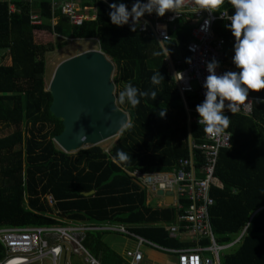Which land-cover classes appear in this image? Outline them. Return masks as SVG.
<instances>
[{"label":"trees","instance_id":"trees-1","mask_svg":"<svg viewBox=\"0 0 264 264\" xmlns=\"http://www.w3.org/2000/svg\"><path fill=\"white\" fill-rule=\"evenodd\" d=\"M75 1L94 6L95 19L73 25L57 10L53 13L57 21L50 24V0H0V124L14 127L0 135V226L50 225L61 217L111 221L160 245L181 246L161 225L175 219V209L148 205L145 190L127 171H169L177 159L187 156L189 137L203 141V128L193 119L200 99L195 92L181 94L176 89L165 60L169 48L173 69L183 67L186 44L192 39L190 26L180 23L171 39L160 44L129 24L114 26L109 6L115 0ZM122 2L129 8L133 3ZM224 6L232 12L227 0ZM34 12L41 23L31 22ZM224 23L217 21L214 30L225 39L226 65H234V37ZM66 39H96L98 49L116 64L114 84L157 91L154 100L140 97L136 107L127 105L129 121L108 152L98 144L66 153L53 141L63 126L49 110L52 98L44 77L45 54L64 46ZM158 70L164 80L154 86L150 77ZM248 94L264 98V89H250ZM259 100L250 115L223 109L229 123L222 129L230 133L231 146L219 153L215 175L222 187L211 188V225L219 244L245 232L237 244L222 252L221 264H264V103ZM165 108L162 118L158 112ZM121 151L128 157L124 161L118 157ZM91 190L93 194L84 195ZM46 195L54 199L53 205ZM103 235L89 232L84 245L102 264H119L122 256Z\"/></svg>","mask_w":264,"mask_h":264},{"label":"built area","instance_id":"built-area-1","mask_svg":"<svg viewBox=\"0 0 264 264\" xmlns=\"http://www.w3.org/2000/svg\"><path fill=\"white\" fill-rule=\"evenodd\" d=\"M50 2L52 14L58 9L60 15L73 25H81L83 21L93 20L96 17L94 6H85L75 0H50ZM125 4L129 8V4ZM9 8L11 12L15 10L12 4ZM219 11L225 15L231 14L224 4L220 6ZM54 17L52 15L50 20L53 21ZM218 17L219 13L209 14L207 11L193 15L186 10L180 16L171 10L166 11L164 16H157L155 12L145 13L141 23L147 21V26H138L136 29L142 35H153L162 44L171 39L180 23L190 26L192 39L186 44L190 62H182L183 67L174 70L169 57L165 60L172 68L176 89L181 94L195 92L200 103L204 99L203 81L208 75L206 63L215 57L219 61V67L216 69L218 75L223 73V68L226 66L225 39L214 30L217 21H224ZM30 18L34 24L41 23L38 14L32 13ZM205 18L211 21L206 31L201 29ZM129 22L131 23V17ZM190 46L194 50L190 49ZM259 99L248 94L245 101L237 102L236 113L252 114L254 101ZM193 119L198 124L196 110ZM200 126L203 128V141L197 142L189 137L187 156L177 159L171 170L127 171L145 190L148 205L152 202V198L159 197L161 201H157L155 207L172 206L175 209V219L161 225L168 232L169 237L177 239L181 246L160 245L135 234L129 227L119 222L93 223L61 217L57 218V223L50 225L0 226V243L3 247L0 264H102L84 245L86 236L91 231H112L134 241L133 247L124 250L123 261L119 264H148V256L142 246L148 248L146 250L172 255L174 264H221L222 252L237 244L245 232L242 231L231 242L219 244L216 242L211 225L210 207L214 202L211 188L222 187V183L215 175V169L220 150L231 146V135L223 129L220 133L209 134L205 132L203 125ZM198 151L201 154L200 158H197ZM159 191L162 193L159 194ZM167 196L172 197V203L166 202ZM45 197L49 205L54 204L51 195ZM56 212L58 214V211ZM162 264L172 263L168 260Z\"/></svg>","mask_w":264,"mask_h":264},{"label":"clouds","instance_id":"clouds-1","mask_svg":"<svg viewBox=\"0 0 264 264\" xmlns=\"http://www.w3.org/2000/svg\"><path fill=\"white\" fill-rule=\"evenodd\" d=\"M225 0H134L129 9L122 0H115L110 4L109 16L113 24L129 27L135 31L137 27H146L147 21L141 23L145 13L164 16L166 11H173L180 16L186 10L193 15L207 11L209 14L219 13L220 19L226 21L224 27L229 29L234 37L232 63L238 71L226 70L217 74L219 61L213 57L206 63L208 75L203 81L204 99L196 105L198 124L204 126L205 132L217 134L222 131V126H227L229 117L223 112L227 108L231 113L237 112V102L245 101L249 90L264 89V0H227L232 12L225 15L220 12V6ZM131 17V23L129 22ZM230 21V23H228ZM210 19L205 18L201 29L206 31L210 25ZM192 49V46H190ZM194 50V49H192ZM169 48L165 50L166 58ZM154 52L153 55H160ZM191 58H186L190 62ZM164 80L158 70L150 77L152 85H159ZM157 96L156 90L141 91L137 87L128 84L119 92V102H127L136 107L140 103V97ZM228 101V103H226ZM264 103V98L258 101ZM166 108L158 112L164 117ZM119 160H126L127 154L118 152Z\"/></svg>","mask_w":264,"mask_h":264},{"label":"water","instance_id":"water-1","mask_svg":"<svg viewBox=\"0 0 264 264\" xmlns=\"http://www.w3.org/2000/svg\"><path fill=\"white\" fill-rule=\"evenodd\" d=\"M112 71L111 59L100 49L85 50L55 67L47 90L52 98L49 110L62 121V131L53 137L62 151L98 145L127 125L129 114L116 105ZM166 202L172 203V197Z\"/></svg>","mask_w":264,"mask_h":264},{"label":"rangeland","instance_id":"rangeland-1","mask_svg":"<svg viewBox=\"0 0 264 264\" xmlns=\"http://www.w3.org/2000/svg\"><path fill=\"white\" fill-rule=\"evenodd\" d=\"M66 40H67V43L64 46L55 47L54 49H52L51 51H48L45 54L46 65H45L44 77H45V81L47 83L46 85H48V82H49V80L53 74L55 67L62 60L69 58L73 55H76L80 52H83L85 50L98 49L99 48L96 39H66ZM112 63H113V71H112L111 79L113 81V77L117 74V67H116V64L114 62H112ZM126 86H127V84L124 82L123 83L120 82V84H118V85L114 84V91H115L114 93L116 95L115 96L116 105L121 110L128 113V107H127L128 103L125 102V103L121 104L119 102V92L122 91ZM12 130H14L13 126H5L2 123L0 124V135L1 136L8 134ZM118 136L119 135H117L116 137H113L111 139H108L106 141L101 142L100 146H103V145L105 147L110 146V144H112V142ZM84 147H86V146H84ZM74 152H76V151H74ZM158 200L161 201V198H158ZM103 238H104V241L111 248H114L118 252L124 251L126 248L133 247L135 244L134 241H132L131 239L124 238V237H122V235L116 234L112 231L104 232ZM142 249L144 251H146V249H148V248H146L145 246H142ZM148 256H149L148 264H151V263L157 264V263H161V261H162V263H164V262H167V260H169L172 264H174L173 263L174 257L172 255L169 256L167 254H163L160 252L149 250ZM160 259H161V261H160ZM31 264H38V263H31Z\"/></svg>","mask_w":264,"mask_h":264},{"label":"crops","instance_id":"crops-1","mask_svg":"<svg viewBox=\"0 0 264 264\" xmlns=\"http://www.w3.org/2000/svg\"><path fill=\"white\" fill-rule=\"evenodd\" d=\"M57 10H58V9H57ZM57 10H56V11H57ZM56 11H55V12H56ZM33 14H37V13L34 12ZM52 15H53V14H52ZM50 19H52V18H50ZM50 19H49V23H50V24H55L56 21H57V17H56V16L54 17L53 21H51ZM226 68H227L228 70H233V71L236 70L235 66H234V65H231V64H229V63L226 65ZM191 118H192V117H191ZM117 138H118V137H117ZM117 138L112 142V144H110V146H107V147H105L104 145L101 146V147L104 149L105 152H108L109 148L113 145V143L117 140ZM99 145H100V144H99ZM86 147H87V146H86ZM91 191H93V190H91ZM93 193H94V191H93ZM93 193H92V194H93ZM158 198H159V197L151 199L152 202H151L149 205L152 206V207H155V203H156L157 201H160V200H158ZM112 249H113L115 252H117L118 254H120L121 256H122V254H123V252H124V251L118 252V251L115 250L114 248H112ZM148 251H149V250H146V251H145V254H146L147 256H148ZM148 260H149V256H148ZM166 260H167V259H166ZM160 261H161V259H160ZM160 261H159V262H160ZM167 262H168V260H167ZM157 264H162V261H161V263H157Z\"/></svg>","mask_w":264,"mask_h":264}]
</instances>
